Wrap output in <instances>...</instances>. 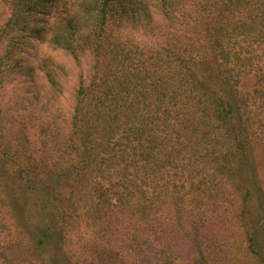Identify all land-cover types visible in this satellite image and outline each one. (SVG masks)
Listing matches in <instances>:
<instances>
[{"label": "trees", "instance_id": "1", "mask_svg": "<svg viewBox=\"0 0 264 264\" xmlns=\"http://www.w3.org/2000/svg\"><path fill=\"white\" fill-rule=\"evenodd\" d=\"M3 7L0 264H264V0Z\"/></svg>", "mask_w": 264, "mask_h": 264}, {"label": "rangeland", "instance_id": "2", "mask_svg": "<svg viewBox=\"0 0 264 264\" xmlns=\"http://www.w3.org/2000/svg\"><path fill=\"white\" fill-rule=\"evenodd\" d=\"M8 18V10L4 7L0 9V21ZM86 66V63L84 64ZM79 71H74L73 76L71 77V81L69 83L68 91L65 93L63 97V108L66 112H68L72 105V91L75 85L78 82ZM53 250H50V256H52ZM50 258V257H49Z\"/></svg>", "mask_w": 264, "mask_h": 264}]
</instances>
